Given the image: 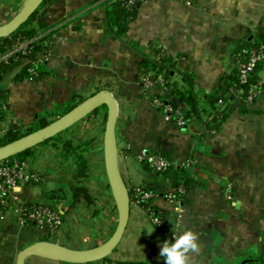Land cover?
<instances>
[{
  "label": "crops",
  "instance_id": "0c3cea01",
  "mask_svg": "<svg viewBox=\"0 0 264 264\" xmlns=\"http://www.w3.org/2000/svg\"><path fill=\"white\" fill-rule=\"evenodd\" d=\"M110 1L44 0L28 25L40 37L41 49L33 57L11 56L13 48L0 55V63L11 60L0 79L8 105L0 118V139L8 130L19 132L41 120L49 122L61 109L108 90L117 102L122 178L129 191L154 192L153 203L164 223L156 226L131 200L116 248L105 259L84 264H165L159 241L171 238L178 226L197 236L198 249L187 253V264H264V93L249 104L236 100L215 128L206 122L219 81L236 70L235 50L264 39V0H147L119 36L106 17ZM24 2L0 0V24ZM155 45L176 60L171 74L179 81L177 88L163 97L188 114L186 126L176 125L152 104L155 87L146 96L140 85L148 69L141 65L140 53L154 57ZM42 58L36 75L25 76L26 64ZM257 75L264 77V65ZM187 90L198 114L180 96ZM103 126L102 107L59 138L30 149L22 161L46 179L41 185L17 187V201L11 202L52 204L61 211L62 224L51 239L45 228L20 225L12 215L0 213V264H15L18 251L37 240L88 249L110 236L117 213L103 165ZM67 140L74 147L72 163L64 153ZM147 154H159L178 166L188 164L191 181L179 198H168L173 176L152 170L143 160ZM76 156L86 160L85 176H77ZM80 185L90 200L73 190ZM61 263L39 257L26 260Z\"/></svg>",
  "mask_w": 264,
  "mask_h": 264
},
{
  "label": "built area",
  "instance_id": "2783aa9c",
  "mask_svg": "<svg viewBox=\"0 0 264 264\" xmlns=\"http://www.w3.org/2000/svg\"><path fill=\"white\" fill-rule=\"evenodd\" d=\"M136 0H127V6L132 5ZM140 3L147 0H139ZM189 4V1H187ZM40 37H32L24 39L16 43L10 52V55L22 54L24 57H29L32 45L39 40ZM155 55L152 58L158 60L161 57H171L163 49L158 46H153ZM241 52L246 55L241 60V54L237 53V70H238V84L237 87L230 91V95L236 101H241L245 104L251 103L257 96L264 93V77H258L252 79V73L256 65L262 60L264 53V41L258 46H252L248 50L241 49ZM10 56V57H11ZM240 56V57H239ZM43 59L36 60L28 67V72L31 76H35L38 67L43 64ZM175 58L171 57V62H175ZM178 80L171 74V70L165 68L145 69L140 76V85L143 91L151 90L155 87L156 94L150 97L151 102L156 106L162 114L167 118L173 120L178 126H186L191 118L186 117L184 111L163 97V94H170L177 88ZM230 99L227 97L218 98L214 106L208 109L206 120L213 122L217 112L223 110ZM8 111L7 99L0 98V118L4 116ZM143 160L149 165V167L155 172H162L171 166L165 158L159 154H147L143 157ZM185 162L181 165L187 166ZM38 172L29 169L26 162L22 160H13L12 162L2 161L0 162V213H10L14 219L20 225H34L39 227H45L48 236L54 237L62 224V213L55 206L46 205L44 203H20L12 204L11 201L16 200L14 198L15 189L23 186L27 183L39 182L42 179L39 178ZM179 193L183 192L182 188H178ZM175 190H172L168 194V198L174 200L176 198ZM130 199L138 204L140 199L149 201L153 198L154 193L149 191L141 192L139 189L129 191ZM17 201V200H16ZM155 225H162L164 223L163 217L152 216L149 217Z\"/></svg>",
  "mask_w": 264,
  "mask_h": 264
},
{
  "label": "water",
  "instance_id": "95a60500",
  "mask_svg": "<svg viewBox=\"0 0 264 264\" xmlns=\"http://www.w3.org/2000/svg\"><path fill=\"white\" fill-rule=\"evenodd\" d=\"M43 2L44 0H25L22 7L7 22L0 24V39L16 32L30 19ZM102 107L105 109L103 165L117 213L114 230L100 245L88 249H72L51 240L34 241L18 251L15 264H26V260L30 257H39L68 264L91 263L108 257L120 242L127 225L131 199L117 162V102L111 92L99 90L55 119L0 145V162L50 140Z\"/></svg>",
  "mask_w": 264,
  "mask_h": 264
},
{
  "label": "trees",
  "instance_id": "16d2710c",
  "mask_svg": "<svg viewBox=\"0 0 264 264\" xmlns=\"http://www.w3.org/2000/svg\"><path fill=\"white\" fill-rule=\"evenodd\" d=\"M126 4H127V0H111L110 3L108 4L106 17H107V20H108V23L110 24V26L114 28V29H112L113 30L112 32L116 36H119L120 34H122L124 32L129 21L133 19L134 15H135L136 8L141 3L139 0H136L130 6H127ZM35 14H36V12L25 23L26 26H24L25 25L24 24L16 32L11 34L10 36L0 39V55L11 50L16 43L23 41L24 39H27V38H32V37L38 36L35 29L28 26L29 23L35 19ZM263 41H264L263 38H258L256 41L251 43L248 47H244L241 49L248 50L252 46H258ZM40 49H41V39L37 40V42H35L32 45V50H31L29 57H33L34 54L37 51H39ZM241 49L235 50V54L237 55V53H240L241 57L240 56L239 57L241 58V60H244V58H242V57H244L246 55V53L241 52ZM13 56L16 58L24 57L22 54H19V53L14 54ZM262 56H263L262 60L256 65L254 72L252 73V79L257 78L258 70L262 67V65H264V53ZM10 63H11V60H7L5 62L0 63V79L3 75V73L9 68ZM140 63L144 68H148V69H155V68H165L166 70L174 69V63L171 62V57H161L158 60H156L155 58L149 57V55H147V54L140 53ZM29 65L30 64L27 63L26 67H24L23 72H24L25 76H31V74L28 72ZM182 76L185 79V81L189 84L190 82H189L188 76L184 73H182ZM238 77H239V75H238V70H237V66H236V70L233 72V74L227 75L221 81H219L218 88H217L218 92H217V94H215V96H213L210 99V104H211L210 107L212 108L214 106V104L218 100V98H223V100H224V98L227 97L228 99H230V102L226 104V106L223 110L216 113V116L214 117L213 122L206 120V122H209L211 124L210 126L208 125L209 128H215L219 123H221V121H223L225 119L227 114L230 112V110L234 106L236 101L230 95V91L237 87ZM150 92H151V90H147L144 92V95L150 96ZM153 95H151V96H153ZM180 96L182 97V99L185 102L188 103V105L190 106V110L193 112V114H198L199 110L196 108V105H195V102H194V99L192 97L191 92H189V90H187L186 92H181ZM0 98H2L4 100L6 99V94L4 93V91L1 88H0ZM70 108H71L70 106H67L65 108V110L67 111ZM97 111L98 110L94 111L93 113H95ZM184 114L186 117H188V114H186L185 112H184ZM104 116H105V109H104ZM46 123H47L46 120H41V122L39 124H40V126H42ZM19 136H20V134L18 132L13 131V130H8L5 133L4 137L2 138V139H4V142L1 143L0 145L7 143L9 141H12V140L18 138ZM63 146H64V153H66V155L70 154V156H71V154L73 153V148H74V147L72 148L71 142H69V141L63 142ZM30 151H31L30 149L26 150L20 154H17L16 156L8 158L5 161H11L12 159H15V158H17L19 160H23L30 153ZM75 158L77 159V168H78V172H79L77 176L78 177L85 176L87 171H88L86 160L83 159V161H82L77 156ZM166 172H170L172 174L173 186H174L173 190L176 191L175 192L176 198H179L181 193H179L177 191V189L179 187L182 189L186 188L190 184V181H191L190 178L188 176H186V169L184 166L180 167L178 165L171 164V166L169 168L162 171L161 173L163 174ZM157 173H160V172H157ZM78 181H79V178H78ZM73 190L75 192H77L76 194H81L85 199L90 200L89 194L87 193L86 189L83 186L80 185V186L74 187ZM140 191L141 192L149 191V192L154 193L149 188H143V189H140ZM153 198H154V196H153ZM153 198L149 201H145L143 199H140L138 202V205H140L145 210V212L147 213V215L149 217L159 216V215L162 217L161 211L153 203ZM156 226L161 228V227H163V224L162 225H156ZM116 264H136V263H134V262H117Z\"/></svg>",
  "mask_w": 264,
  "mask_h": 264
},
{
  "label": "clouds",
  "instance_id": "9594fccd",
  "mask_svg": "<svg viewBox=\"0 0 264 264\" xmlns=\"http://www.w3.org/2000/svg\"><path fill=\"white\" fill-rule=\"evenodd\" d=\"M197 249L196 234L179 226L172 232L171 238L159 241V257L163 258L165 264H187V253Z\"/></svg>",
  "mask_w": 264,
  "mask_h": 264
},
{
  "label": "rangeland",
  "instance_id": "374dc122",
  "mask_svg": "<svg viewBox=\"0 0 264 264\" xmlns=\"http://www.w3.org/2000/svg\"><path fill=\"white\" fill-rule=\"evenodd\" d=\"M16 12H14L13 14H11L10 16H8L7 18H6V20H5V22H7L14 14H15ZM4 22V23H5ZM24 26H26V24L24 25ZM66 110H65V108H63V109H61L55 116H53V118H50L49 119V121H51V120H53V119H55L56 117H58V116H60L61 114H63L64 112H65ZM46 122H48V121H46ZM38 127H40V124H35V125H33V126H31V127H29V128H27L26 130L25 129H23L22 131H19L18 133L20 134V136L21 135H24V134H26V133H28V132H30V131H32V130H34V129H36V128H38ZM61 134V133H60ZM60 134H58L57 136H55V137H53V139H56V138H59V135ZM52 139V138H51ZM49 140H47V141H45L44 143H46V142H48ZM67 141H69V140H67ZM67 141H64V142H67ZM4 142V139H0V144L1 143H3ZM44 143H42V144H44ZM41 145V144H40ZM13 160H19V159H17V158H15V159H12L11 161H7V162H12ZM73 157L72 156H68L67 157V159H66V161H67V163H72L73 162ZM26 162V161H25ZM27 163V162H26ZM39 174V178L40 179H42V181H40L39 180V182L37 181V182H31V183H28V184H38V185H41L43 182H44V180L46 179V178H44L40 173H38ZM67 181H70V183H71V181L72 180H70L69 178L68 179H66ZM73 186H75L73 183H71ZM70 184V185H71ZM50 195H51V193H50ZM52 196H58V193H57V195H55V194H52ZM34 203H36V202H34ZM38 203H44V202H38ZM44 204H46V205H51V206H54V205H52V204H49V203H44ZM10 213H7V214H9V215H11V211H9ZM39 227V226H38ZM43 228H45V227H43ZM46 229V228H45ZM58 232V231H57ZM56 232V233H57ZM51 239H53V238H51ZM117 263V262H116ZM61 264H68V263H61Z\"/></svg>",
  "mask_w": 264,
  "mask_h": 264
}]
</instances>
